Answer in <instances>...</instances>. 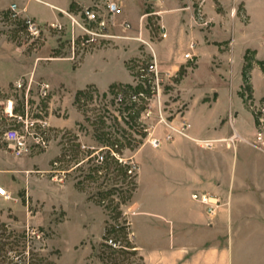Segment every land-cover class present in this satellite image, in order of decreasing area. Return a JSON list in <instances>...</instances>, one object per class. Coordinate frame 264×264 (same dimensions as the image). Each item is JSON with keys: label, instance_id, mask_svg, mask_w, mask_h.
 Listing matches in <instances>:
<instances>
[{"label": "rangeland", "instance_id": "obj_1", "mask_svg": "<svg viewBox=\"0 0 264 264\" xmlns=\"http://www.w3.org/2000/svg\"><path fill=\"white\" fill-rule=\"evenodd\" d=\"M11 1L19 0H0ZM81 1V4L73 1L67 10L78 14L86 6L94 7L108 19V32L112 36L91 41L81 36L76 38L77 30L59 8L56 10L63 17L42 23L35 19L41 24L38 35L27 31L24 16H13L9 10L0 16L6 35L1 47L9 50L6 58L0 59L6 74L4 85L0 86V155L6 166L16 164V176H20L15 180L31 190L29 196L23 188L18 192L24 204L23 213L14 217V221H0V264H140V256L130 248L133 242L124 205L131 199L136 185V150L144 144L153 146L151 137L171 139L166 137L167 130L155 115L142 114L151 96L146 67L155 57L153 42L163 39L162 33L166 32L163 15H168L172 26L167 39L170 52H177L184 45L178 39V21L194 28L197 41L206 32L228 34L232 38L236 28L245 31L253 25H264V21L247 14L241 5L233 9L234 0ZM110 2L119 7L113 15L106 11ZM229 3L228 11H224ZM12 4L16 3L9 6ZM214 10L218 13H212ZM54 21L63 27L50 26ZM123 21L130 26H121ZM100 59L109 63L110 66H104L107 68L115 63L122 67L123 63L132 75L131 81L114 82L105 91L93 84L75 89V83L85 78L82 74L86 73V65ZM195 60L196 55L185 58L175 69L158 61L160 68L170 73L163 82L164 109L169 119H179L185 113L180 84L196 79L206 81L209 63L202 60L199 78H195L190 73L196 66ZM258 68L264 72V60L257 59L255 50L248 47L244 53L240 93L246 110L254 118L256 132L260 131L263 137L264 94L258 103L253 102L252 72ZM97 70L101 72L103 67ZM100 72L97 76L101 78ZM23 76L47 81L51 87L48 96L38 97L35 86H31L28 103L34 114L45 115L48 120L53 116L59 120L70 118L73 123L68 126L49 121L42 132L43 145H31L22 156H15L3 138V131L15 122L5 107L12 100L13 112L21 110L25 92L15 89L14 80ZM136 91H142L144 96L133 100L130 95ZM118 93H122L120 100ZM81 142L110 147L124 160L115 158L108 150L103 161L97 163L93 156L89 157V150L80 147ZM254 146L264 149L263 139H256ZM26 156L31 159L24 164L22 160ZM130 161L136 167L131 173L128 172ZM9 214L12 215L11 211ZM109 239L116 245L109 243Z\"/></svg>", "mask_w": 264, "mask_h": 264}, {"label": "crops", "instance_id": "obj_2", "mask_svg": "<svg viewBox=\"0 0 264 264\" xmlns=\"http://www.w3.org/2000/svg\"><path fill=\"white\" fill-rule=\"evenodd\" d=\"M19 1L0 2V16L7 10L11 14L9 5L14 2L19 15L49 22L62 16L56 8L67 10L73 1L82 2ZM230 3L225 4L224 11ZM239 5L247 14L264 21V0L232 2L233 9ZM167 16L163 15L164 38L153 42L157 62L178 68L192 42L194 47L190 51L196 55V66L190 73L199 78L200 63L206 60L207 82L196 79L180 84L186 103L188 136L162 138L156 147L144 144L134 153L138 163L136 185L124 205L133 242L130 248L140 256V264H264V149L254 146L255 121L240 93L245 50L248 47L255 50L256 58L264 60V25H253L245 31L236 28L232 38L228 34L206 32L197 41L194 28L178 21L177 35L184 45L181 50L170 52L167 39L172 26ZM215 16L212 14V18ZM5 39L0 24V59L9 54V50L1 47ZM101 59L86 65V73L82 74L85 78L75 83V89L93 84L105 91L114 82L131 81L132 75L123 63L122 67L115 63L107 68L109 63ZM101 66L100 72L97 69ZM99 72L103 74L102 80L97 76ZM5 76L0 64V86L4 85ZM252 83L253 102L258 103L264 94V72L259 68L252 72ZM49 121L68 126L73 123L70 118L59 120L54 116ZM193 138L216 141L207 148L199 146ZM262 139L264 142V134ZM30 159L26 156L22 163L27 164ZM17 169L14 163L12 167L6 166L0 155V186L9 194V197L0 195V221H14V217L23 213L20 189L31 195L29 186H21L15 180L20 176H16ZM194 192L216 199L219 203L216 211L209 214L202 203L191 197Z\"/></svg>", "mask_w": 264, "mask_h": 264}, {"label": "built area", "instance_id": "obj_3", "mask_svg": "<svg viewBox=\"0 0 264 264\" xmlns=\"http://www.w3.org/2000/svg\"><path fill=\"white\" fill-rule=\"evenodd\" d=\"M10 9L13 16H17L20 13L15 4H12ZM118 9L119 7L115 2H110L106 5V11L108 14L113 15ZM59 11L71 20L73 28L77 30L76 38L81 36L83 40L91 41L112 36L108 32V19L102 16L99 11L92 6L84 7L78 14L65 9H59ZM23 18L27 31L38 35L41 29V24L36 22L33 17L25 15ZM49 24L56 29H61L63 27L62 23L59 21H54ZM121 26L128 28L130 25L127 21H123ZM161 28L164 29L163 26H161ZM162 34L164 35L165 33ZM193 47L194 43L191 42L189 44V50L184 53L185 58H192L193 55L190 49ZM146 70L150 74L151 96L149 97V103L146 107H144L142 114L146 117L155 115L157 117V121L162 123V125L166 128L167 138H173L174 135H185L187 133L188 123L184 116L179 117V119L176 120L169 119L166 113L167 110L164 109L166 104L164 103L165 93L163 82L165 78L167 79L170 76V73L160 68L155 57H153L148 63ZM32 85L35 86V92L38 97H46L50 94L51 87L47 81H33L31 77H19L14 80V87L17 90L25 92V101L22 104L23 106L20 111L13 112L14 103L12 100H9L5 107V110L8 111L9 114L13 115L15 122L3 131V138L14 155H21L29 146H42L45 142L42 132L49 126V120L47 116L34 114L30 109L28 95ZM140 96H144L142 91H136L130 95L133 100L140 99ZM117 98L120 100L122 98V93H118ZM261 111L264 113V104L261 106ZM174 121L177 122L175 123ZM256 139L260 141L262 140V134L260 131L256 132ZM195 141L201 142L205 147H210L216 139L200 138ZM150 143L156 147L159 144V139L151 137ZM80 147L83 150H89V157L93 156L94 161L97 163H101L103 161L104 152H107L108 150L115 158L121 161L123 159V157L117 155L115 150L104 145L81 142ZM135 168V164L130 161V164L128 165V172H133ZM0 195L3 197H9V194L2 186H0ZM191 197L202 203L209 214L214 213L219 206L216 199L213 201L214 198L206 193L194 192L191 194ZM108 242L112 245H116L112 239H109Z\"/></svg>", "mask_w": 264, "mask_h": 264}, {"label": "bare ground", "instance_id": "obj_4", "mask_svg": "<svg viewBox=\"0 0 264 264\" xmlns=\"http://www.w3.org/2000/svg\"><path fill=\"white\" fill-rule=\"evenodd\" d=\"M185 136H187V133L185 134Z\"/></svg>", "mask_w": 264, "mask_h": 264}]
</instances>
